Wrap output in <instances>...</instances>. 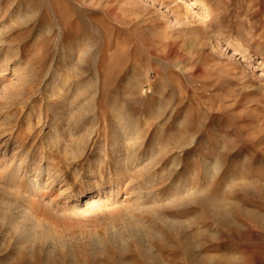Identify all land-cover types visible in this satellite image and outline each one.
I'll list each match as a JSON object with an SVG mask.
<instances>
[{"label":"rangeland","instance_id":"374dc122","mask_svg":"<svg viewBox=\"0 0 264 264\" xmlns=\"http://www.w3.org/2000/svg\"><path fill=\"white\" fill-rule=\"evenodd\" d=\"M0 264H264V0H0Z\"/></svg>","mask_w":264,"mask_h":264},{"label":"bare ground","instance_id":"6f19581e","mask_svg":"<svg viewBox=\"0 0 264 264\" xmlns=\"http://www.w3.org/2000/svg\"><path fill=\"white\" fill-rule=\"evenodd\" d=\"M105 144L106 145H112L113 148H118V146L124 147V150L127 151L126 156L124 155L126 158H124V157L120 158L119 160H121V161L126 160V159L128 160L130 158L131 154L133 153V151H134L135 156L138 155L137 153H138L139 148L137 147L136 142L134 143L133 139H131V138L114 136L113 138L111 137V138L106 139ZM120 151L123 152L122 149ZM108 153H106V156L108 157V159L105 160V163L111 164V155H109ZM109 178H111V177H109ZM7 226L9 227V224H7Z\"/></svg>","mask_w":264,"mask_h":264}]
</instances>
